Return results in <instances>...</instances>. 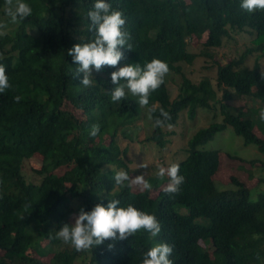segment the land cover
<instances>
[{
    "label": "trees",
    "instance_id": "obj_1",
    "mask_svg": "<svg viewBox=\"0 0 264 264\" xmlns=\"http://www.w3.org/2000/svg\"><path fill=\"white\" fill-rule=\"evenodd\" d=\"M24 2L32 15L12 23L0 0V22L8 24L7 35L0 37V64L11 84L0 93V264H74L80 255L83 264H141L157 240L173 248V264H264V189L253 196L249 183L257 180L254 175L241 168L222 169L220 150L202 148L229 126L244 145H254L264 155V10L249 13L239 7L240 0H106L123 13L132 49H121L124 58L116 68L93 69L92 84L85 87L83 73H75L77 65L67 52L94 37L87 15L94 0ZM241 32L252 35L251 42L235 57L218 62L210 49ZM198 41L200 50L188 51ZM154 58L180 77L176 97L171 99L166 74L148 105L140 106L127 89L125 98L113 102L111 72L129 64L143 67ZM196 58L208 64L198 81L181 69ZM233 100L244 105L231 106ZM216 107L220 120L194 132L183 159L175 163L184 177L178 192L165 191L169 178H160L154 166L153 174L143 175L150 189L116 184L120 170L128 176L147 170L145 164L131 170L142 160L135 153L150 144L166 148L172 135L167 128L182 113L190 120L198 109ZM145 121L148 129L139 137ZM94 124L100 131L92 137ZM223 155L264 173V160ZM34 157H39L38 167L29 170L37 181L24 170ZM219 168L223 182L233 188H216ZM162 182L167 185L161 187ZM259 182L264 185V175ZM110 200L154 215L160 233L153 237L140 230L86 251L62 249L66 243L56 233L73 222L72 214ZM49 255L47 263L40 260Z\"/></svg>",
    "mask_w": 264,
    "mask_h": 264
},
{
    "label": "clouds",
    "instance_id": "obj_2",
    "mask_svg": "<svg viewBox=\"0 0 264 264\" xmlns=\"http://www.w3.org/2000/svg\"><path fill=\"white\" fill-rule=\"evenodd\" d=\"M239 7L249 13L264 10V0H240ZM5 14L12 23H16L18 19L22 20L31 16L32 7L24 0H5ZM87 15L90 20L89 31L94 33V37L89 42L74 44L67 52V55L72 57L73 63L77 65L75 73H83L81 83L85 87L92 84L93 69L99 73L105 66L116 68L124 58V52L121 49L125 47L132 49V45L128 43L129 33L124 31L126 20L123 13L114 9L111 3L106 0H94ZM7 27L6 22H0V37L7 35ZM168 72V64L155 58L143 67L139 64L118 67L110 74L114 85L109 92L111 100L119 102L125 98V89H127L132 96L138 97L140 106H146L149 103L150 94L164 83V77ZM10 87L6 68L0 64V93ZM14 99L19 102L20 97L17 96ZM161 115L171 119L167 112L161 111ZM260 119L264 120V110H261ZM156 124L162 126L159 119L156 120ZM99 131L100 126L94 124L89 135L95 137ZM142 166L146 167V165ZM165 175L169 178L165 191L178 192L179 186L184 181V177L179 175V164L173 163L167 168L161 166L158 176L163 178ZM114 179L120 186L128 182L130 185L139 186L142 191L151 188L143 175L130 178L124 170L116 172ZM118 205H120L118 200H110L106 206L103 203L95 204L90 211L81 208L78 213L72 214V223H64L60 227L56 237L80 252L100 246L105 241L126 240L140 230L150 233L153 237L160 233L161 225L154 215L141 211L132 204L126 207H118ZM112 247L113 244H108L109 249ZM172 251L173 248L167 243L156 244L144 253L141 264H173L169 259Z\"/></svg>",
    "mask_w": 264,
    "mask_h": 264
},
{
    "label": "rangeland",
    "instance_id": "obj_3",
    "mask_svg": "<svg viewBox=\"0 0 264 264\" xmlns=\"http://www.w3.org/2000/svg\"><path fill=\"white\" fill-rule=\"evenodd\" d=\"M230 39H223L222 45L219 48H212L210 49V53H213L216 56V60L219 62L224 63L226 61V58L235 57L243 48L245 45L249 44L252 40V35H248L244 32L233 34L231 33ZM189 45H192V42L189 41ZM201 41H198V43H193L194 45L192 47H188V51H192L193 53H196L200 50L201 45L199 44ZM250 61V60H249ZM208 65L207 63L204 64L202 59L196 58L191 66L182 64L181 69L182 71L192 80L198 81L200 78H202V74L204 73V70L202 67ZM260 65L261 68L264 70V59H260ZM213 78V75L211 76ZM167 79H168V86H169V92L171 99L175 98L177 95V86L180 83V77L178 75H174L171 72L167 73ZM231 106H239L241 104L244 105V101L241 100H233L230 102ZM219 113L218 107L214 110H206V109H198L196 112V116L194 119H187L186 114H181V117L178 119L175 126L168 127L167 130L172 134L170 137V141L167 144L166 148L159 149L150 144L149 146H146L143 148V153H135L136 155L140 156L141 159L139 162H135L134 164H131L132 169L136 170L137 165L141 166V164H145L146 171L142 172V175L148 176L154 173L153 167L160 168L161 166L169 165L172 163L173 158L178 159L173 161V163H176L177 161L183 159L185 153L184 148L186 147L187 140L192 136L194 132L197 130L206 127L209 123H211L213 120H220V116L217 114ZM214 115H217L216 118H214ZM148 129V121H145L144 126L138 129V135L139 137L144 135ZM141 146L139 145L136 149L139 152ZM202 148L206 150H220V163H222V169L225 168V170L228 168L230 170L233 169H245L249 171L251 175H254L257 180L260 179L264 175V173L260 172V168L258 167H252L248 165L245 162H238L236 160H230L228 157H225L223 154L230 153L234 156L240 157L244 160H264V155L259 153L257 148L254 145H244L243 140L241 137L234 134L231 127L226 126L224 130H222L220 133L216 134L214 139L212 141H209L206 143ZM181 158V159H179ZM164 162V163H162ZM39 163V157H34L29 160L27 166L24 168L25 173L27 174L28 178H32V181H37L38 179L32 177L30 175L29 167L32 169H35L38 167ZM164 164V165H163ZM227 168H226V167ZM129 175L130 178H134L138 175L134 173V171L130 172ZM166 176V175H165ZM259 176V177H257ZM225 178V175L219 172L216 175V179L218 181L214 180V184L218 190L223 189H230L233 188L231 185L228 184V182H223V179ZM257 180L255 179L254 182H250L249 185L252 187L253 196L259 191H263L264 185L263 183H257ZM226 181V179H225ZM134 185V184H132ZM167 185L166 182H162L161 187H165ZM137 190H141L139 186H136ZM156 193V192H155ZM156 244H159V241L157 240ZM41 246L44 245V242L40 243ZM72 246L70 244H66L62 246L63 248L70 249ZM1 255V253H0ZM80 255V254H79ZM51 255L46 257H41L40 260L43 262H48V259ZM84 256L80 255V258H78L74 264H83Z\"/></svg>",
    "mask_w": 264,
    "mask_h": 264
}]
</instances>
